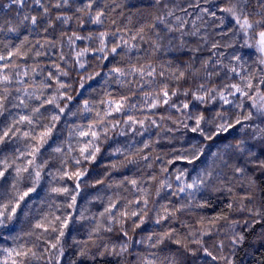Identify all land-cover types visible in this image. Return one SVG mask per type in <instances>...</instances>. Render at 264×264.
<instances>
[{
  "label": "snow or ice",
  "instance_id": "1",
  "mask_svg": "<svg viewBox=\"0 0 264 264\" xmlns=\"http://www.w3.org/2000/svg\"><path fill=\"white\" fill-rule=\"evenodd\" d=\"M0 264H264V0H0Z\"/></svg>",
  "mask_w": 264,
  "mask_h": 264
}]
</instances>
